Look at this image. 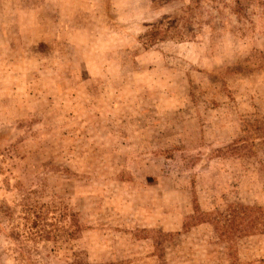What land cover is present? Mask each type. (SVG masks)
Listing matches in <instances>:
<instances>
[{
    "label": "rangeland",
    "instance_id": "obj_1",
    "mask_svg": "<svg viewBox=\"0 0 264 264\" xmlns=\"http://www.w3.org/2000/svg\"><path fill=\"white\" fill-rule=\"evenodd\" d=\"M241 206L264 0H0V264H264Z\"/></svg>",
    "mask_w": 264,
    "mask_h": 264
},
{
    "label": "trees",
    "instance_id": "obj_2",
    "mask_svg": "<svg viewBox=\"0 0 264 264\" xmlns=\"http://www.w3.org/2000/svg\"><path fill=\"white\" fill-rule=\"evenodd\" d=\"M240 210L242 212L240 218L233 215L235 218L229 219L224 223L221 221L217 222L215 219L212 220V224L216 226L215 228L222 231L221 236H225V234L230 236L234 231L237 232V230L238 232L236 235H240L241 237L246 235L264 234V220H262V215L255 216L254 218L252 217V215L256 213V208L241 206ZM227 239L229 238L227 237Z\"/></svg>",
    "mask_w": 264,
    "mask_h": 264
},
{
    "label": "crops",
    "instance_id": "obj_3",
    "mask_svg": "<svg viewBox=\"0 0 264 264\" xmlns=\"http://www.w3.org/2000/svg\"><path fill=\"white\" fill-rule=\"evenodd\" d=\"M250 242L251 245H255L254 247L252 246L251 249H249V251H251V253L244 251L245 245L242 243L238 246V249H240V254H238V260L239 262H249L255 259H261L264 258V234L262 235H256V236H251L250 237ZM206 262H208L207 264H217L214 261H211V259L209 258V260L207 259ZM182 264L180 262H176L175 264Z\"/></svg>",
    "mask_w": 264,
    "mask_h": 264
}]
</instances>
